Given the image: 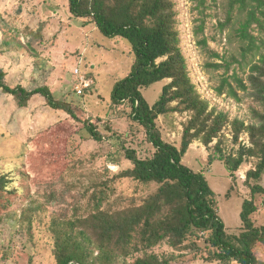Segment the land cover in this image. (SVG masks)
Returning a JSON list of instances; mask_svg holds the SVG:
<instances>
[{"label": "rangeland", "instance_id": "374dc122", "mask_svg": "<svg viewBox=\"0 0 264 264\" xmlns=\"http://www.w3.org/2000/svg\"><path fill=\"white\" fill-rule=\"evenodd\" d=\"M175 1L183 52L202 96L211 107L227 112L230 119L254 122L251 110L256 104L250 97H243L244 90L230 78L238 72L248 83L250 66L242 67L240 63L245 46L240 36L243 15L227 22L232 0H207L205 6H199L200 0ZM68 4L69 0H0V66L6 73L5 81L29 90L50 87L57 100L84 110L81 114L85 113L102 136L96 139L83 127V122H76L66 111L49 105L41 94L33 95L26 106H20L12 94L0 87V177L6 175L8 179L7 183H0V239L10 246L9 252L22 253L27 248L35 253L28 251L33 257L44 249L53 254V220L57 216L65 217L76 230L82 229L92 236L91 249L97 253V234L101 231L93 221L143 211L159 187L157 182H142L124 174L134 166L129 152L148 157L155 151L145 126L132 118L130 105L115 104L113 100L117 83L132 70V45L127 39L105 35L94 24L86 25L84 19L70 12ZM202 19L206 20L204 35L196 31ZM253 33L258 35V30ZM203 36L207 37V46L200 43ZM226 63L231 65L229 71ZM81 75L91 79L92 86H82ZM226 78H230L241 99L230 94L229 86L223 94L218 93L217 88ZM168 82L167 78L161 79L142 88L151 107ZM78 86H82V93ZM191 117L190 112H167L159 115L156 122L163 138L181 149ZM222 139L223 157L238 152L240 144L233 139L231 124L224 129ZM241 140L249 144L247 134ZM217 142L218 138L212 144ZM219 155L214 154V146L194 140L182 162L204 174L227 234L237 239L244 230V202L252 198V185L259 184L264 190V172L261 180L253 179L247 184V172L256 168L259 158L249 159L234 177ZM55 158L57 162L53 164ZM254 198L258 209L253 220L261 227L264 191ZM29 215L34 216L32 229L31 222L21 218ZM63 222L59 219L60 225ZM88 222L93 223L92 229L83 226ZM195 233L197 245L191 237L179 247L183 249H174L163 240L146 250L139 240L124 255L113 245L110 264H136L147 252L168 259L169 264H222L204 262L201 255L208 254L205 236L203 232ZM199 244L202 254L199 249L194 256ZM0 249V256L4 255L1 243ZM258 259L259 264H264V244L259 246ZM38 264L57 263L49 257L46 263Z\"/></svg>", "mask_w": 264, "mask_h": 264}, {"label": "trees", "instance_id": "16d2710c", "mask_svg": "<svg viewBox=\"0 0 264 264\" xmlns=\"http://www.w3.org/2000/svg\"><path fill=\"white\" fill-rule=\"evenodd\" d=\"M206 2L207 0H200L199 6H205ZM68 6L70 12L75 17L84 19L86 25L94 24L105 35L124 38L131 43L134 53L132 70L127 77L117 83L113 100L115 104L130 105L132 118L145 126L146 134L155 146V151L148 157H138L135 153L129 152L128 156L133 160L134 166L127 169L124 174L142 182H157L159 187L157 193L147 201L143 211L130 212L118 218L105 217L106 219L99 222L93 221L96 228L101 231L97 234L99 248L97 253L91 249L92 236L82 229L76 230L71 221H65V217H55L53 231L56 235V245L53 256L56 263L110 264L113 258V245L126 255L130 253L132 246L138 245L139 240L146 250L157 246L163 240H167L174 249H177L183 247L182 245L191 237L197 245L194 235L199 231L205 236L208 254L201 255L202 245L199 244L196 247L197 251L191 252L194 256L200 249L199 254L207 262L259 264V246L264 244V226L259 227L255 224L253 214L258 209L254 197L264 191L262 186L252 185V198L244 202L241 213L244 230L236 239L226 232L204 174L185 165L182 159L190 144L194 140H200L207 146H214V154L220 153L219 156L226 160L234 177L237 170L249 159L259 158L256 168L247 172L245 182L250 184L253 179H262L264 0H232L227 19L229 23L235 16L243 15L240 19V36L245 46L242 47L244 59L240 63L242 67L246 64L250 66L248 83L238 72L230 78L236 80L239 87L244 90L243 97H250L256 104L251 110L254 120L252 123H246L240 118L230 119L227 112L211 107L210 101L202 96L183 52L175 0H69ZM205 26L206 20L202 19L196 29L197 34L204 35ZM253 30H258V35L253 33ZM200 43L207 46V37L203 36ZM215 54L220 56L218 53ZM250 54L254 60L253 57L248 59L247 56ZM257 55L259 57L256 59ZM230 66L226 63L227 71ZM5 76L6 73L0 66V87L12 94L20 106H26L33 95L41 94L49 105L66 111L76 122H83V127H86L96 139L102 138L98 128L86 119L85 113L81 114L84 110H80L74 104L57 100L50 87L41 86L29 90L21 85L11 86L5 81ZM166 78L169 82L164 86L155 106L151 107L142 88ZM230 78L224 79L223 84L217 88L218 93L223 94L226 86H229L230 94L241 99ZM173 102H176L174 106L171 105ZM167 112L192 113L184 130L181 149L166 141L157 125L159 115ZM228 124H231L233 139L240 147L236 154L223 157L222 135ZM244 134L248 135L249 144L241 140ZM216 138L218 142L213 145ZM56 162L55 158L53 164ZM7 180L6 175L0 177V183H7ZM21 218L28 219L31 222L29 229L33 228V215ZM59 219L64 220L61 225ZM91 222L83 226L92 229L94 225ZM169 263L168 259H162L153 252H147L136 260V264Z\"/></svg>", "mask_w": 264, "mask_h": 264}, {"label": "crops", "instance_id": "0c3cea01", "mask_svg": "<svg viewBox=\"0 0 264 264\" xmlns=\"http://www.w3.org/2000/svg\"><path fill=\"white\" fill-rule=\"evenodd\" d=\"M5 232L8 235V230H6ZM0 235H2V234H0ZM3 241L4 240L0 239V243L3 245V247L5 249L4 250V255L1 253V256H0V264H16V261H17V264H19L20 263L19 260L29 261L31 263L34 262V263L38 264V263H41V262H45L46 263V260L49 257H51L53 260L55 259L54 256H53V254L52 255L48 254L47 252L49 250H45V249L41 251V254H36L35 257H33L32 255H28V251L31 254H35V253H33V251L30 250V249L27 250V248H24V250H23L22 253H20V251L18 252V251H14V250H12V252H9L10 246L7 247V245H4L3 244ZM44 251L46 252V255H45V252ZM15 252L18 253V254H16V256L14 254ZM198 259H200V258H198ZM198 259H195V260H198ZM202 261H204V260H202ZM204 262H206V261H204ZM210 263H214V262H210ZM74 264H78V263L75 262Z\"/></svg>", "mask_w": 264, "mask_h": 264}, {"label": "built area", "instance_id": "2783aa9c", "mask_svg": "<svg viewBox=\"0 0 264 264\" xmlns=\"http://www.w3.org/2000/svg\"><path fill=\"white\" fill-rule=\"evenodd\" d=\"M77 73H79V71L77 72ZM81 85L82 86H90L92 83H93V81L91 80V79H89V78H87L86 76H84V75H81ZM91 83V84H90ZM82 86H78V90H79V93H82L83 92V88H82ZM92 86V85H91Z\"/></svg>", "mask_w": 264, "mask_h": 264}]
</instances>
